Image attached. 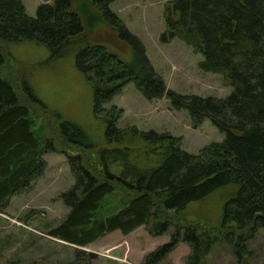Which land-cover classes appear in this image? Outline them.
Wrapping results in <instances>:
<instances>
[{
  "label": "trees",
  "instance_id": "1",
  "mask_svg": "<svg viewBox=\"0 0 264 264\" xmlns=\"http://www.w3.org/2000/svg\"><path fill=\"white\" fill-rule=\"evenodd\" d=\"M42 1L32 18L24 0H0V215L44 176L45 155L64 153L76 184L61 196L70 213L48 237L78 254L111 233L129 236L146 227L152 236L169 235L170 242L143 264H162L181 244L191 249L185 264H207L216 246L227 247L236 264H252L250 244L264 233V0L168 5L174 17L170 40L194 48L204 58L201 69L233 88L223 100L168 91L143 43L110 10L114 0H90L95 15L82 6L76 10L75 0ZM85 22L92 30L116 33L132 58L125 61L103 43L88 41ZM22 43L44 47L54 61L73 54L93 88L96 116L106 114V148L93 154L87 136L51 113L29 80L7 75L9 65H16L9 49ZM130 84L149 101L168 95L174 109L189 112L195 130L208 119L226 139L193 155L170 134L118 129L121 110L103 107ZM128 139L131 148L142 143L154 164L141 165L124 146ZM223 190L231 192L219 225L188 221L190 204Z\"/></svg>",
  "mask_w": 264,
  "mask_h": 264
},
{
  "label": "rangeland",
  "instance_id": "2",
  "mask_svg": "<svg viewBox=\"0 0 264 264\" xmlns=\"http://www.w3.org/2000/svg\"><path fill=\"white\" fill-rule=\"evenodd\" d=\"M176 0H114L110 10L126 29L138 38L146 55L168 91L182 96L226 99L232 87L224 84L220 75L203 71V56L179 38L170 40L169 26L174 23L169 4ZM51 0L49 3H53ZM42 0H24L27 14L36 18ZM75 9L81 6L96 14L90 0H75ZM171 12H170V10ZM87 28V40L99 41L109 51L125 61L132 58V51L122 43L117 34L104 27ZM166 36L167 41H163ZM16 65H9L7 75L29 80L40 100L51 113H58L62 120L74 124L95 147L93 154L106 148L105 117L96 116L93 88L77 66L74 56L54 61L44 47L22 43L10 47ZM107 112L121 110L117 123L120 130L136 128L140 132L167 133L181 140L183 151L197 155L213 143H222L225 134L210 120L195 130L186 110H176L168 95L149 101L134 86L125 87L119 95L105 105ZM128 139L125 147H132ZM117 148V147H113ZM132 155L141 165L152 163L153 157L140 142L133 144ZM72 155V153H70ZM47 170L24 195L12 199L6 214L0 215V264H143L146 256L170 242L169 235L155 237L142 227L129 236L120 231L111 233L76 253L75 248L48 237L66 219L70 209L61 196L76 184L68 157L64 153L45 155ZM116 173L120 169L113 167ZM231 190L217 192L202 203L189 205L184 215L190 222L217 226L222 220L224 204ZM254 252L252 264H264V233L250 244ZM191 249L181 244L162 264H185ZM207 264H236L225 246L214 249Z\"/></svg>",
  "mask_w": 264,
  "mask_h": 264
},
{
  "label": "water",
  "instance_id": "3",
  "mask_svg": "<svg viewBox=\"0 0 264 264\" xmlns=\"http://www.w3.org/2000/svg\"><path fill=\"white\" fill-rule=\"evenodd\" d=\"M169 10H170V9H169ZM170 12H171V10H170ZM171 25H172V24H171ZM171 25H170V26H171Z\"/></svg>",
  "mask_w": 264,
  "mask_h": 264
}]
</instances>
